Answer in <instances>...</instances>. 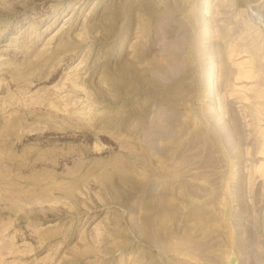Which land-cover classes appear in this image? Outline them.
<instances>
[{"label":"rangeland","instance_id":"obj_1","mask_svg":"<svg viewBox=\"0 0 264 264\" xmlns=\"http://www.w3.org/2000/svg\"><path fill=\"white\" fill-rule=\"evenodd\" d=\"M0 264H264V0H0Z\"/></svg>","mask_w":264,"mask_h":264}]
</instances>
